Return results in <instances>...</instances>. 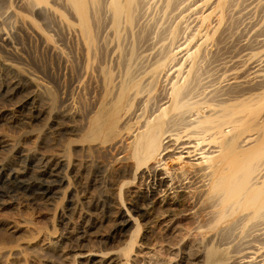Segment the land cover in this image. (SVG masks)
Wrapping results in <instances>:
<instances>
[{
	"label": "bare ground",
	"instance_id": "1",
	"mask_svg": "<svg viewBox=\"0 0 264 264\" xmlns=\"http://www.w3.org/2000/svg\"><path fill=\"white\" fill-rule=\"evenodd\" d=\"M18 1V10L22 12L28 11L29 8L33 9V7H36L34 10H44L42 9L45 8L43 4L49 1L51 4H56V6L60 5L59 7L73 18L75 21L73 25L80 31L87 50L85 73L92 70L93 62L90 56L92 51L101 53L102 55L108 52L107 46L104 45V41L106 40L104 36L101 35L103 28H105L106 33L109 32L112 34L115 40L116 47L114 52H117L118 60L115 62L116 65L114 66L116 68L115 72L112 71L114 67L111 69L109 66L106 67L99 63L95 65L100 79L99 86L101 91L98 93L99 97L96 95L97 100L95 99L96 101L92 109L87 113L84 120L82 117V123L79 125L77 124L78 126L75 125L76 123H70V120L73 118L72 114L63 112V114L68 115L70 119H68L70 121L68 122L69 124L65 125L67 127H65V129L53 128L50 133L48 132L50 136H48V140L46 139L47 137L45 139L47 142H50L48 146L51 145L53 149L55 147L57 148L56 144L57 141H60L59 138L62 135L65 136L67 141V147L65 146V157L67 160H65V163L63 158L53 159L54 157L40 156L35 158L34 161L37 168L31 170L30 174L25 173V166L2 167L0 169V206L4 204L6 199L17 198L21 199L23 205L27 207L40 209L39 207L42 208V206L53 197V194L57 190L56 188H59L61 185H65L66 187L74 185V192H79L80 196H85L86 204L87 201L90 203L89 206L92 207V214L89 218L81 216L83 219H80V224L76 226L75 229L67 232L65 231L66 235L61 243L63 247L58 250L59 252L54 250L50 251L52 253L56 252L57 255L63 257V259L68 254L79 256L82 254L80 250L81 243L96 222L102 220L115 221V224L110 230V235L107 237L114 238L122 234V232L124 233L130 218H125L124 214L121 215V212L116 209L118 203L117 206H115V203H111L112 197L110 195L114 194H112V190H117L118 195H120L123 185L128 182L125 180L126 177H128L131 180L136 179L140 182L143 181L142 187L139 186V191H137V194L133 197L132 209L136 213L146 215V213L153 208H159L160 213L157 216L155 215L158 220L160 217L178 215V212L181 211L180 206H183V201L191 200L193 204H196L198 200L202 198L201 203L203 204V208L206 207V209H209L206 210L208 216V220L205 221L206 230L208 232L214 231L216 234H220V237L227 238L225 244H229L228 246L231 245L230 242L232 240L238 242V245L231 249V254H228V248L225 246L211 245L204 254L203 264H226V259L234 264H264V113L260 115L262 108L256 106L254 103L258 94L253 91L264 86V80L261 77L264 67L252 66V70L246 75L242 73L241 75L231 73L226 78H222V82H224L222 85V82L220 83L216 80L215 83H218V85L215 86L213 82L214 79L206 80V71H204L206 68L202 70L199 64L201 63L199 59L200 52L203 50L201 49L203 39L197 41L191 48L188 47V43L182 45L178 44L175 46L174 50H168L169 48L167 50L165 48L162 49V47L165 46L164 43L159 44V46H157L159 48L156 46L154 47V45H156L155 43L154 45L150 43L149 45L151 46L147 48L142 47L144 43L142 44L141 41L143 42L145 33H148L145 26L146 22L142 19V11L148 0ZM227 1L228 0H215V3L220 8H223ZM162 2L164 3V8L170 9L171 11V8L174 9L176 7H174V3L177 1L163 0ZM232 2L234 1L232 0ZM189 4L190 3H188V6ZM194 5L195 4H193V6ZM8 7L4 8L3 5L5 10L8 9ZM15 7L17 9V5ZM197 7L198 5L196 8ZM186 10L187 9H185V11ZM1 11H4L2 7ZM42 13L44 14V12ZM223 14L225 13L223 12ZM176 15L178 16L179 14ZM206 16L207 15L200 17L202 21L205 20ZM159 19L160 17L158 21ZM199 21L201 22V20ZM163 22L165 23V21ZM102 25H104L103 28ZM180 26L181 25H179V28ZM99 27L101 31L98 37ZM222 27L221 29H223ZM181 28L183 29V27ZM203 33L205 34V32ZM124 35L132 37V42L128 47H123L121 45ZM162 35L163 33L159 35V37ZM175 36L176 31L172 30L171 40L175 39ZM178 36L177 34V37ZM1 37L3 36L1 35ZM218 43L217 41V44ZM241 49L243 48H240V50ZM183 50H185V53L182 57H178L177 55ZM219 51L217 52L218 54L220 53ZM223 54L224 52L221 53L220 56H223ZM101 61L103 62V60ZM207 61H210V59ZM213 62L215 63V61ZM12 73L13 72H11V74ZM168 76L170 81L165 82ZM255 79L257 80L254 81ZM4 80L5 84L0 86V98L3 95L9 98L7 100L10 101V98L12 99L11 96L15 94L16 91L19 92L18 90H21L23 86L16 83V81H11L8 77L6 79L4 78ZM27 86L31 87L28 84ZM157 90L161 92H157ZM40 102L42 103V100H40ZM69 103L71 104V102ZM68 104L65 106H68ZM29 106L31 105L29 104ZM89 106L88 108H91V106ZM68 107L65 109L69 110L70 108ZM28 112L30 113V111ZM33 115L34 114H24L23 119L17 118L16 120L28 124ZM124 138H126V141ZM27 141L28 143H26L30 145L29 142L31 141ZM47 142L44 144H48ZM10 143L11 142H9V144ZM49 148H46V150ZM44 150L42 149L41 153H43ZM94 152L98 153V155H96L98 157H93V155L96 154ZM91 153L94 154L90 155ZM21 161L23 162L24 160ZM104 161L106 162L104 163ZM169 161H173V164H168ZM107 162L114 163L113 176L109 177V179L112 178L109 183L100 180V168L102 169L103 166H106L105 164ZM12 187L15 188L13 189ZM134 189L135 188L132 190L134 191ZM123 191L126 193V190ZM155 196H157V198H155ZM85 203L84 205H86ZM27 207H25V211H27ZM37 212L40 213L38 210ZM188 220L190 221L191 219ZM52 223L54 222L52 221ZM106 223L107 222H105V224ZM0 226L2 227L1 223ZM230 233L233 234V237L228 239V237H230L229 235H231ZM97 240L99 242V239ZM15 254L17 255L19 253L17 252ZM191 254V260L196 258L198 260V254H193V252ZM52 255H49V257ZM39 256H41V254ZM45 256H47L46 253ZM85 257L87 256L84 255V258ZM52 258H54V255ZM31 262L32 260L30 264ZM56 264H58V262Z\"/></svg>",
	"mask_w": 264,
	"mask_h": 264
},
{
	"label": "rangeland",
	"instance_id": "2",
	"mask_svg": "<svg viewBox=\"0 0 264 264\" xmlns=\"http://www.w3.org/2000/svg\"><path fill=\"white\" fill-rule=\"evenodd\" d=\"M47 1L48 0H45V2ZM162 1L163 0H148L146 6L142 11V19H144V21L146 22L145 26L146 30L148 31V33H145L146 37L144 36L143 42L141 41L142 44L144 43L142 47L147 48L148 46H151L149 45L150 43H152V45H154L155 43L156 45H154V47H157L159 46V44L164 43L166 47L163 46L162 49L165 48L167 50L169 48L168 50H174L176 45L188 43V47L191 48L193 44L203 39V44L201 47V49L203 50H201L202 52H200V59L202 57L203 58L201 60L199 59V62H201L199 64L202 70L206 68L204 70L206 71V80L214 79V83L216 80L221 83L222 78H226L231 73L239 75H241L242 73L243 75H246L249 71L252 70V66L264 67V0H233L234 2H232V0H228L229 2L227 1L226 5L223 8L217 6L215 0H180L181 2L179 0H176L178 3H174V7L176 6L177 8L173 7L175 10L171 8V11L170 9L164 8V3ZM188 3H190V7L188 6ZM193 4L195 5L193 6ZM3 5L4 8H7L9 6L8 9L5 10L3 8ZM16 5L17 9L15 7ZM18 5V0H0V40L3 38L0 41V86H3V84H5L4 78L6 79L7 77L11 81H16V83H19V85L23 86L21 90H18L19 92L16 91V93L11 96L12 99L10 98V101L7 100L9 98L3 95L0 98V138L2 137L0 139V169L4 166H25V173L30 174L31 170H35L37 168L35 165L36 163L34 161L35 158L40 156H47L52 158L54 157L53 159L63 158L65 163V160H67L65 157V148L67 147V141L65 136L62 135L65 139H63L62 136L59 138L60 141H57V144H59H56L57 148L55 147L53 149L51 145L48 146L50 144V142H47L48 136H50L48 132L50 133L53 128L65 129V127H67L65 125L69 124L68 122L70 121V123H76V126L82 123V121L85 119V116L92 109L95 101L97 100V96L99 97L98 93H100L101 91V88L99 86L100 79L97 67H95V65H98L99 63L106 67L109 66L111 69H113V67L116 65L115 62L118 60V58L117 52H114V49L116 47L115 40L113 39L112 34H110L109 32L106 33L105 28H103L104 25H102L103 29L101 31L99 27L98 37L101 31V35H103L104 39L106 40L104 41V45L107 46L108 52L103 53L102 55L101 53H96L92 51L90 55L91 60L93 62L92 70H90L88 73H85V60L87 50L80 31L77 29L76 26L73 25V23L75 22L73 18H71L68 13L64 12L62 8L59 7L60 5L56 6V4H51L49 1L46 4H43L45 8L42 9L44 10H34L36 7H33V9L29 8L28 11L22 12L18 10ZM197 5L198 7L196 8ZM226 6L229 8H227ZM1 7L4 11H1ZM185 9L187 10L185 11ZM42 12H44V14ZM223 12L226 14V16L225 14H223ZM176 14L179 15L177 16ZM205 15L207 16L205 20L202 21L200 17H203ZM159 17L160 19L158 21ZM199 20H201V22ZM163 21H165V23ZM182 21L184 22L181 23ZM179 25H181L180 28ZM181 27H183V29ZM221 27L223 29H221ZM172 30L176 31V36L173 40H171ZM203 32H205V34ZM162 33L163 35L160 36V39L159 35H161ZM221 33L223 34V36ZM177 34L179 35L178 37ZM1 35L3 37H1ZM216 40L219 43L221 41L222 42L220 44H217ZM131 42L132 37L124 35L122 38L121 45L123 47H128ZM240 48L243 49L240 50ZM218 51L220 52L219 54L217 53ZM223 52L224 54L223 56L221 55V57L220 54ZM184 53L185 50L180 52L177 56L182 57ZM233 54L237 55L235 56ZM208 58L210 59V61H207L209 60ZM216 58L218 59V61ZM101 60H103V62ZM213 61H215V63ZM3 69L8 73H6ZM9 71L13 73L11 74V72ZM112 71L115 72L116 68L114 67ZM261 74V77L264 80V70ZM257 79H255L254 81H256ZM168 81H170L169 76L165 79V82ZM223 83L224 82H222L221 85ZM27 84L31 87L27 86ZM217 85L218 83H215V86ZM159 90H157V92H161ZM253 91L258 94L254 100V103L256 104V106L262 108L260 112L261 115L264 113V86L259 88L258 90ZM39 97L40 100H42V103L40 102ZM30 98L32 99V101ZM1 100H3L4 102ZM69 102H71V104ZM29 104L31 106H29ZM67 104L70 107L65 106ZM89 105L91 106V108H88ZM66 107L70 109L67 110L65 109ZM72 109H74L75 111ZM28 111H30V113ZM63 112L66 114L71 113L73 116L72 120L68 118V115L63 114ZM79 113L80 115H82L83 113L84 114L80 116ZM24 114H34L35 116L33 115L28 124L18 122L16 119H23ZM76 119H80L81 121ZM26 139L33 142H29V145L27 144L28 141ZM124 140L126 141V138H124ZM45 141L48 144H44L46 143ZM9 142L11 143L9 144ZM45 146L46 148H50L46 150ZM44 148L46 151L44 150ZM42 149L44 150L43 153H41ZM94 153H91L90 155ZM96 155H98V153L93 155V157ZM21 160H24V164ZM105 162L106 161H104V163ZM172 162L169 161L168 164H173ZM111 163L112 162H107L105 164L106 166H103L102 169L100 168V180H104L105 182L109 183V181L112 179H109V177L113 176L114 163H112V165ZM125 180L126 182H128L123 185V189L120 192V195H118L117 190L111 191L112 194L114 193L115 195H110L112 197V202H110L113 204L115 203V206H117L118 203L116 209L121 212V215L124 214L125 218H130L129 223L126 226L124 233L122 232V234H120L119 236L111 238L107 236L110 235V230L115 224V221L102 220L96 222L92 229L89 230L90 232L88 231V234L83 239L84 241H82L81 243L80 250L82 251V254L87 256L85 257L86 259L82 254H80L81 258L80 255L78 256L75 254H68L63 259V257L58 256L56 252L52 253L50 251L54 250L59 252L58 250L63 247L61 243L66 235V232L75 229L76 226L80 224V219H83L81 218V216L89 218L92 214V207L89 206L90 203H88L87 201V205L85 203V196H80L79 192H74V185H69V187L61 185L59 188H56L57 190L53 194V199L51 198L52 200H48L50 204L47 202L46 204H44L45 206H42V208L39 207L40 209H33L32 207H27L23 205V201H21V199H6L4 201V204L0 206V223L2 224V227L0 226V264H30L31 260V264H35L37 262L40 264H56L57 262L58 264H203L204 254L207 249L211 247V245H220L227 247L228 254H231V249L238 245V242L232 240L230 242L231 245L228 246L229 244H225L227 238H224L222 236L220 237V234H216L214 231L208 232L206 230L205 221L208 220L206 210L209 209H206V207H204L205 209L203 208V204L201 203L202 198H200L196 204H193V201L191 200L183 201V206H180L181 208L179 207L181 211L178 212V215L176 214L169 217H160L159 220L156 218V216L160 213L159 208H156L158 210L153 208L151 211H148L146 215L136 213L132 209L134 199L133 197L135 194H137L139 188L142 187L143 181L140 182L136 179L131 180L128 177H126ZM132 187L135 188L134 191L132 190ZM12 188L14 189L15 187ZM123 190H126L127 194ZM155 198H157V196H155ZM84 203L86 205H84ZM25 207H27L26 210L28 212L25 211ZM37 210L40 213H38ZM188 219L191 220L189 221ZM52 221L54 223H52ZM105 222L107 223L105 224ZM229 236L230 237H228V239L232 238L233 234ZM97 239H99V242ZM36 243L38 246L36 245ZM17 252L19 254L16 255L15 253ZM49 252L54 255L55 260L54 258H52L53 255ZM192 252L193 254H198V260L197 258L191 260ZM45 253L47 256H45ZM40 254L41 256H39ZM49 255L52 256L49 257ZM226 264L234 263L226 259Z\"/></svg>",
	"mask_w": 264,
	"mask_h": 264
}]
</instances>
